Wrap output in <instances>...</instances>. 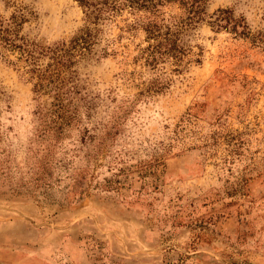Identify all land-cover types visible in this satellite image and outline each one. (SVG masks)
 I'll list each match as a JSON object with an SVG mask.
<instances>
[{"label":"rangeland","instance_id":"1","mask_svg":"<svg viewBox=\"0 0 264 264\" xmlns=\"http://www.w3.org/2000/svg\"><path fill=\"white\" fill-rule=\"evenodd\" d=\"M21 6L45 48L84 24L73 0H0V20ZM225 8L251 35L202 23L161 94L127 13L68 69L0 47V264H264V0L206 4Z\"/></svg>","mask_w":264,"mask_h":264},{"label":"trees","instance_id":"2","mask_svg":"<svg viewBox=\"0 0 264 264\" xmlns=\"http://www.w3.org/2000/svg\"><path fill=\"white\" fill-rule=\"evenodd\" d=\"M73 1L82 10L84 24L70 39L68 47L65 43H60L56 44L54 49L45 48L20 35L21 27L28 21V17H34L30 9L22 6L8 19L0 20V47L8 51H18L25 57V62L31 65L41 56L51 53V59L56 60V71L60 68L68 69L75 56L92 53L94 46L98 44L102 25L127 13L132 21L126 27L130 30L140 29L144 33V45H139L136 60L142 61L151 74L145 92L161 94L171 86L172 76L182 74L190 63L200 62L202 49L192 42L202 23L206 22L216 33L225 31L243 39L251 35L245 19L235 17L231 9H217L208 15V0ZM194 48H197L198 52H195ZM102 55H108L107 48L102 49ZM35 71L36 69L29 72ZM56 74L59 75L58 72ZM42 75H36L40 81L38 87L53 84L51 79L53 80L54 75L44 71V80ZM62 83L63 81H60L54 89L60 90ZM139 95L144 96V92Z\"/></svg>","mask_w":264,"mask_h":264}]
</instances>
